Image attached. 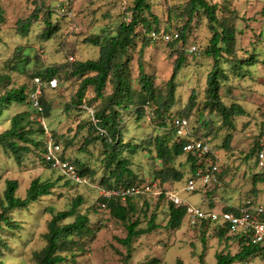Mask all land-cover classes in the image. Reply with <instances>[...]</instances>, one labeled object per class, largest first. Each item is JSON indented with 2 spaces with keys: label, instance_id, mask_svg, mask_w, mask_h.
<instances>
[{
  "label": "rangeland",
  "instance_id": "1",
  "mask_svg": "<svg viewBox=\"0 0 264 264\" xmlns=\"http://www.w3.org/2000/svg\"><path fill=\"white\" fill-rule=\"evenodd\" d=\"M188 1L147 0L150 10L145 12V16L153 28L158 27L167 32L180 31L188 19L180 15ZM208 2L217 4L216 14L222 20L231 11L240 17L235 24L236 51L229 60L238 64L242 61V68L235 71L233 66L223 63L230 78L222 81L219 91L227 106L236 102L246 111V114L233 118L234 127L223 125L222 116L211 109L206 101V80L212 69L213 59L206 55L205 50L213 32L202 10L196 13L186 31V42L152 40L147 35V28L140 25L134 44L123 60L125 62L129 59L125 72L131 79L133 88L139 91L141 61L144 71L152 76L157 92L165 95L174 62L178 54L184 52L186 62L177 73L175 104L169 112L172 118L169 117L170 114H165L163 119L173 120L175 116L190 115L197 133L206 137L219 152L220 172L224 171V167L227 169L220 177L222 185L209 190L206 198L212 203V198L217 196L220 201L227 200L241 206L248 200L264 204V182L255 183L253 179L256 172H260L255 161L256 145L264 135V0ZM1 4L5 9V22L0 25V73L10 75L9 87L25 85L29 94L34 87L37 72L67 64L66 69L58 75L60 84L57 89H50L46 83L42 88L41 99L51 106L49 115L44 113V116L53 134L64 146L66 154L80 171L88 169L89 174L84 177L87 179L84 184L66 179L59 169L44 162L41 147L32 146V151L20 164L10 151L0 149V199L9 179L19 181L18 197H25L31 181L37 177L56 184L52 194L40 197L26 209L12 211L19 227L12 230L5 227L1 232L9 247L2 248L4 253L0 260L6 264H37L33 253L46 245L44 234L52 217L47 208L67 210L77 196L84 199L79 211L89 215L91 232L82 239L85 242L83 250L69 255L70 259L63 264H138L151 257L161 258L163 264H172L177 258L183 259L184 264H216V253L238 252L239 237L227 235L219 238L216 224L198 222L192 226L185 218L181 228L167 227L169 202L172 200L167 197L165 190L177 192L183 203L203 209L209 207L205 204L206 198L200 189L195 192L184 189L190 175L185 154L179 156L173 165L184 172L183 180H171L162 184L158 178L157 172L165 167L157 160L154 145L146 142L155 135L163 134L164 129L157 125L163 119L152 115L156 104H146V113L142 118L138 117L135 108L131 112L123 110L121 114L126 120L127 128L123 135L126 144L122 155L131 159V168L137 176L132 179V184L159 180L163 191L161 196L134 198L137 212L132 219L139 218L140 227H146L152 214H156L159 227L151 233L141 235L134 241L131 250L127 251L118 241V238H124L127 234L125 223L111 216L109 210L101 206L104 193L113 189L108 187L105 180L114 184V178L104 165L102 142L93 141L87 150L80 147L89 134L95 112L102 107L105 98H97L93 88L89 87L83 101L78 102L75 95L82 78L71 76L69 72L72 63L77 60L98 58L100 48L85 39L96 34L114 35L123 21L130 20V8L134 6V0H1ZM36 7H40L38 20L31 25L27 34H20L18 21L26 19ZM49 11L52 12L50 16ZM49 24L57 29L48 39L46 34L50 30ZM191 46H197L199 51L190 52ZM70 56H73L74 61ZM250 61L254 64L248 65L247 62ZM112 92L113 84L109 80L104 90L105 97ZM192 92L196 94V102L189 113L187 103ZM7 108L0 117V132L8 129L11 118L21 112L27 113L26 120H36L32 123L35 129L42 128L37 121L39 116L32 107L30 96L25 103L14 102ZM170 134L174 140V134ZM228 134H232L229 148L225 146ZM35 136L43 140V134ZM129 144H138L135 152ZM74 219L70 217L65 222ZM233 264H264V254H255Z\"/></svg>",
  "mask_w": 264,
  "mask_h": 264
},
{
  "label": "trees",
  "instance_id": "2",
  "mask_svg": "<svg viewBox=\"0 0 264 264\" xmlns=\"http://www.w3.org/2000/svg\"><path fill=\"white\" fill-rule=\"evenodd\" d=\"M216 9L217 4H210L208 0H189L180 13L181 16L188 17L187 22L180 31H177L179 33V39L173 42H178L180 40L186 42V31L189 30L192 21L195 19L196 13L202 10V14L207 17L213 32L209 45L205 50L206 55L213 59L212 69L206 80V101L207 104L211 106V109H215L218 114L222 116V124L231 128L234 127L233 118L238 115L246 114V111L241 104L236 102L227 106L222 101L219 91L222 81H228L230 78L226 68L223 67L222 64H230L235 71L242 68V65H240L243 63L242 61L238 64L232 63L230 62L231 60H229L231 59L230 56H233L236 51L237 33L235 24L240 17L235 14L234 11H231V14L224 17L222 20L217 16ZM130 10L132 12L130 20L123 21L117 27L114 35L107 36L106 34H96L85 39L86 42L92 43L100 48L99 56L97 59H89L86 61L77 60L73 62L71 71L69 72L71 76H79L82 78L80 87L75 95L78 102L83 101L89 87L93 88L97 98H105L102 107L95 112L94 118L97 119V122L91 121L89 134L80 149L87 150L88 145L95 140H100L102 142L104 148L103 153L105 155L104 165L105 168L109 170L111 177L114 178V184H112L110 180H105L109 188L118 187L120 185H135L132 184V179L137 177L133 168H131V159L122 155L123 146L126 144L123 135L127 128L125 126L126 120H124V116L121 112L123 110L131 112L135 108V112L139 114L138 117L142 118L146 113V104L150 106L151 104H156L152 112L154 117L163 119L165 114L169 115V112L175 104L176 76L186 62V55L184 52H180L174 62L172 75L168 81L167 93L162 95V93L157 92L152 76L144 71L143 63L140 61L139 83L141 89L139 91L135 90L132 86L131 79L125 72L129 59L124 62V57H126L128 50L134 44V37L140 25L147 28V35H149L153 29L158 31H160V29L158 27L153 28L152 23H150L145 16V12L150 10L147 0H134V6L131 7ZM39 11L40 7H36L35 11L26 19L18 21V32L20 34H27L31 25L38 20ZM51 13L52 12L49 11L48 16H50ZM155 21H157V18H155ZM4 22L5 9L0 0V25ZM48 26H50V30L47 32L46 36L49 39L57 28L52 24ZM247 63L248 65L254 64L252 61ZM66 66L67 64H60L48 67L37 72L36 77H41L45 80L54 76L58 77V75L66 69ZM109 80L112 81L113 92L105 97L104 90ZM10 81V75L0 73V117L3 115L4 110L8 109L7 107L12 103H25L28 96H30L25 85L9 87ZM41 102L44 105V113L49 115L51 106L43 99H41ZM195 102L196 94L192 92L187 103V111L189 113L194 107ZM27 116L26 112L15 114L10 120V127L0 132V149L10 151L19 164L23 161L24 157L32 151V146L41 147L43 152V140L35 136L37 134L42 135L43 128L39 130L35 129L32 123L36 120H26ZM169 117L172 118V115L170 114ZM187 117L189 118L190 115ZM159 121L157 125L164 129L162 132L163 134L155 135L146 140L148 145H154L157 153L156 158L160 161L161 165L165 167L157 172V176L162 184L171 180H183L184 172L173 166L176 159L185 154L190 167V173H193L197 165L196 158L183 149L188 139L177 136L173 127V120L163 119ZM189 121L196 137H202L208 140L206 137L198 134L196 127L192 125L191 120ZM100 129H103L105 132L101 133ZM170 133L174 134V140ZM231 139L232 134H228L225 141V146L227 148H229ZM57 140L60 141L59 139ZM129 145L135 152L138 144ZM257 147L258 144L256 145L255 161ZM45 163L48 164L47 162ZM48 165L50 166V164ZM79 173L81 176L85 177L89 174V170L83 169ZM221 175L223 174L220 172L219 178ZM253 179L255 183L264 182V171L256 172ZM55 185V182L50 180L43 181L37 177L31 181L25 197H18L17 189L19 187V181L16 179H9L6 181L3 197L0 199V257H2L4 253L2 248L9 247L7 241L3 239L1 232L5 227L11 230L19 227L18 223L13 218L12 211L16 209H26L40 197L52 194ZM150 196L151 195H146L144 198L148 199ZM206 196L207 194L203 195L204 198ZM102 200L107 203V209L111 216L125 223L127 234L124 238H118V241L126 247L127 251L131 250L137 238L143 234L151 233L154 229L159 227L156 223V214H152L146 227H140L139 218L132 219L133 214L137 212L134 198L129 197L126 202H122L118 197H103ZM83 201L84 199L82 196H77L74 198L71 207L67 210L56 211L52 207L47 208L52 214V217L47 223V232L44 234L46 245L41 250L33 253L37 264H63L68 262L70 259L69 255H75L77 251L83 250L85 242L82 239L91 232L89 215L79 211V207L83 204ZM222 210L236 212V208L231 206H225ZM70 217H74L75 219L71 222H65V220ZM185 218L189 225H195L188 220L187 206L185 203L176 205L173 201H170L167 227L179 229L183 225ZM202 222L209 224L207 221ZM218 228L219 238L227 237V235H236L230 232L228 226ZM236 236L239 237V251L235 254L230 252L216 253V264H233L238 261H244L255 254H264V248L258 245H252L249 243V238L239 235ZM202 240L205 243L204 235L202 236ZM0 264L6 263L0 260ZM138 264H163V261L161 258L151 257ZM172 264H184V261L181 258H177Z\"/></svg>",
  "mask_w": 264,
  "mask_h": 264
},
{
  "label": "built area",
  "instance_id": "3",
  "mask_svg": "<svg viewBox=\"0 0 264 264\" xmlns=\"http://www.w3.org/2000/svg\"><path fill=\"white\" fill-rule=\"evenodd\" d=\"M152 40H163L166 42H173L179 39L177 31L167 32L165 30L153 29L149 33ZM192 53H197L199 49L197 46H191L189 49ZM70 59L74 61L73 56ZM34 87L30 92L32 107L38 113V122L43 128V158L45 162L50 164V167L59 169L61 175L66 179L71 180L77 184H84L87 179L80 175L79 168L73 163L70 157L66 154L63 145L56 139L52 129L48 126L45 116L44 107L41 103L42 88L46 83L50 89H57L59 87V79L54 76L48 80L41 77L34 78ZM44 80V81H43ZM94 122L97 119L93 118ZM190 119L186 116L179 115L173 118V127L176 134L180 138L188 139L184 144L183 149L195 156L196 169L190 173L184 189L188 192H195L199 189L206 195L207 192L213 189L216 185H221L219 178L220 174V156L219 152L214 149L213 145L202 137H196L192 131ZM101 133L105 131L100 129ZM257 167L264 171V135L259 139L257 153H256ZM159 180L145 181L135 185H120L117 188L105 192L104 197H118L122 202L131 198L145 197L146 195L159 196L163 193L160 189ZM165 194L176 205H182L183 200L177 192L173 190H166ZM187 206V217L192 224L207 221L211 224H216L218 227H229L230 232L239 236L249 238V243L258 245L264 248V204L254 203L248 200L242 206H237L236 212L215 209H203L197 205L185 203ZM102 208H107V203L101 204Z\"/></svg>",
  "mask_w": 264,
  "mask_h": 264
},
{
  "label": "crops",
  "instance_id": "4",
  "mask_svg": "<svg viewBox=\"0 0 264 264\" xmlns=\"http://www.w3.org/2000/svg\"><path fill=\"white\" fill-rule=\"evenodd\" d=\"M43 139H44V136H43ZM225 168L226 167H224V171L222 172V174H224V172H225ZM227 169V168H226ZM226 181H227V179H226ZM256 189V188H255ZM212 190V189H211ZM207 197V196H206ZM205 197V198H206ZM212 200H213V203L210 201V199L209 198H206V203L205 204H207L208 205V207L209 208H215V209H217V210H219V209H222L223 207H225V206H231V207H237V206H241V205H237V203H231L230 201H227V200H223V201H220L219 200V198H217V196H214L213 198H212ZM222 202V203H221ZM210 205H209V204ZM206 209H208V208H206ZM236 263V262H235Z\"/></svg>",
  "mask_w": 264,
  "mask_h": 264
}]
</instances>
